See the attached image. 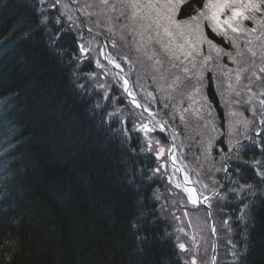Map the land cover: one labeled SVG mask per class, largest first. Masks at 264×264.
Instances as JSON below:
<instances>
[{
  "label": "snow or ice",
  "instance_id": "obj_1",
  "mask_svg": "<svg viewBox=\"0 0 264 264\" xmlns=\"http://www.w3.org/2000/svg\"><path fill=\"white\" fill-rule=\"evenodd\" d=\"M9 2L0 0V10ZM12 7L30 19L22 16L10 35L41 36L117 183L137 202L148 189L164 201L152 222L163 217L171 228L161 240L166 253L149 259L141 235L149 217L139 211L129 221L130 259L249 264L255 212L264 207V0H16ZM12 123L0 117V128ZM8 143L0 161L20 163L17 136ZM12 187L0 173V207L15 209ZM15 223L7 209L0 213V264H20Z\"/></svg>",
  "mask_w": 264,
  "mask_h": 264
},
{
  "label": "trees",
  "instance_id": "obj_2",
  "mask_svg": "<svg viewBox=\"0 0 264 264\" xmlns=\"http://www.w3.org/2000/svg\"><path fill=\"white\" fill-rule=\"evenodd\" d=\"M15 2L10 0L9 7L0 10V43L7 41L0 48V117L14 121L0 128V156L16 135L20 141L16 156L22 160L0 161V173L12 178L16 200L15 209L5 205L0 213L7 209L18 222L11 225L18 233L17 261L137 264V258L130 259L136 241L129 221L139 211L149 217L141 233L148 238V257L159 259L169 247L162 237L171 228L163 217L160 223L152 222V213H158L164 201L152 200L153 189H148L147 198L137 202L117 183L106 150L86 127L83 110L67 93L63 73L41 36L26 39L19 30L10 35L22 16L30 19L26 9L12 7ZM199 227L189 231L198 235ZM250 243L249 264H264V207L255 212Z\"/></svg>",
  "mask_w": 264,
  "mask_h": 264
},
{
  "label": "water",
  "instance_id": "obj_3",
  "mask_svg": "<svg viewBox=\"0 0 264 264\" xmlns=\"http://www.w3.org/2000/svg\"><path fill=\"white\" fill-rule=\"evenodd\" d=\"M180 177L182 178V176L180 175Z\"/></svg>",
  "mask_w": 264,
  "mask_h": 264
},
{
  "label": "rangeland",
  "instance_id": "obj_4",
  "mask_svg": "<svg viewBox=\"0 0 264 264\" xmlns=\"http://www.w3.org/2000/svg\"><path fill=\"white\" fill-rule=\"evenodd\" d=\"M145 88H147V86Z\"/></svg>",
  "mask_w": 264,
  "mask_h": 264
}]
</instances>
